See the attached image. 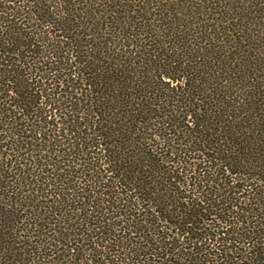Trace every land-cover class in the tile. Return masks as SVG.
<instances>
[{"label":"trees","instance_id":"trees-1","mask_svg":"<svg viewBox=\"0 0 264 264\" xmlns=\"http://www.w3.org/2000/svg\"><path fill=\"white\" fill-rule=\"evenodd\" d=\"M0 264H264V0H0Z\"/></svg>","mask_w":264,"mask_h":264}]
</instances>
